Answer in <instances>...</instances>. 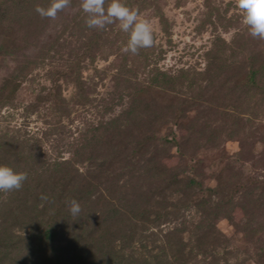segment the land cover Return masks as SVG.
I'll list each match as a JSON object with an SVG mask.
<instances>
[{
	"label": "rangeland",
	"instance_id": "1",
	"mask_svg": "<svg viewBox=\"0 0 264 264\" xmlns=\"http://www.w3.org/2000/svg\"><path fill=\"white\" fill-rule=\"evenodd\" d=\"M120 2L136 55L82 0H0V264H264V40L236 0Z\"/></svg>",
	"mask_w": 264,
	"mask_h": 264
},
{
	"label": "clouds",
	"instance_id": "2",
	"mask_svg": "<svg viewBox=\"0 0 264 264\" xmlns=\"http://www.w3.org/2000/svg\"><path fill=\"white\" fill-rule=\"evenodd\" d=\"M106 0H82L81 8L88 14L85 21L90 29H104L119 21V26L124 32H130V38L124 52L133 55L139 53L142 48L152 47L154 37L150 22L139 19V13L130 9L120 2L112 0L105 10ZM71 0H51L47 8L36 6V12L50 20L56 19L57 15L68 8ZM238 8L243 13V23L248 27L249 34L253 38L264 40V0H236ZM27 180V173L15 172L7 166H0V192L18 191ZM40 199L47 202L48 197L41 195ZM70 215L78 217L81 213L80 204L75 200L68 202Z\"/></svg>",
	"mask_w": 264,
	"mask_h": 264
}]
</instances>
